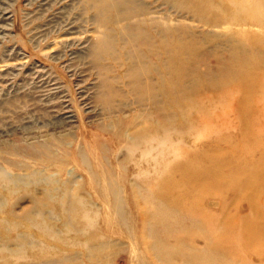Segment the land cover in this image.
<instances>
[{"label":"rangeland","instance_id":"obj_1","mask_svg":"<svg viewBox=\"0 0 264 264\" xmlns=\"http://www.w3.org/2000/svg\"><path fill=\"white\" fill-rule=\"evenodd\" d=\"M248 93L262 110L264 0H0V264H264L162 194L235 147ZM227 192L204 208L252 214Z\"/></svg>","mask_w":264,"mask_h":264},{"label":"bare ground","instance_id":"obj_2","mask_svg":"<svg viewBox=\"0 0 264 264\" xmlns=\"http://www.w3.org/2000/svg\"><path fill=\"white\" fill-rule=\"evenodd\" d=\"M252 98V93H248L247 103L242 108L248 107V102ZM248 108L238 113L239 117L251 115L249 121L241 125V129L246 133H238L233 142L235 147L230 149L226 157L222 155V157H216L218 163L216 168L208 165L198 171V175L195 174L191 171L192 169L190 170L192 166H198V163L202 165L203 161L212 160L204 154L196 158L195 154L189 162L188 169L185 170L181 179L177 178L172 189L162 188L164 198L187 212L191 221L195 218L203 222L205 233L200 235L196 233L193 236L207 240L210 250L208 252L214 251V254L222 251L240 256L244 250L251 249L256 252V249L264 245V226L256 223L259 216L264 217V174H260L264 172V138H262L264 137V107L262 110ZM242 120L246 118L242 117ZM211 125L207 122L203 135H209L214 131ZM256 137L260 140L256 141ZM256 153H259L258 158H255ZM198 181H205L206 184L200 191L192 192L191 186ZM229 190L243 194L252 214L239 219L234 215L228 216L219 222L217 215L206 210L204 204L207 199L216 197L220 199L221 207H223L225 195Z\"/></svg>","mask_w":264,"mask_h":264}]
</instances>
